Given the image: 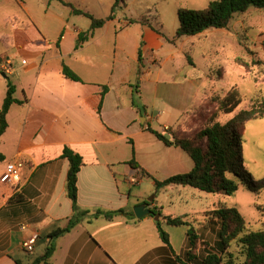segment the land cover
Segmentation results:
<instances>
[{"label":"crops","instance_id":"0c3cea01","mask_svg":"<svg viewBox=\"0 0 264 264\" xmlns=\"http://www.w3.org/2000/svg\"><path fill=\"white\" fill-rule=\"evenodd\" d=\"M65 1L80 8L76 1ZM260 11L249 8L223 30L247 35ZM112 13L76 47L78 34L89 30L88 18L81 21L82 15L58 0H0V109L7 78L2 65L9 66L5 74L16 79L8 77L14 97L22 101L6 115L0 172L10 161L24 163L16 185L0 183V264H43L36 258L50 234L72 217L65 187L69 162L61 156L65 146L82 159L77 206L87 214L52 240L55 249L47 264H176L171 260L188 247L187 228L168 225L163 217L193 220L206 211L189 203L188 195L201 196L189 186L168 185L153 195L155 181L193 168L183 149L149 131L169 136L183 131L187 112L206 97L207 73L199 71L185 48L193 36L166 35L154 15L129 14L125 0ZM63 62L81 81L63 75ZM104 84L108 91L100 107L101 124L97 93ZM133 185H138L134 191ZM162 190V196H184L186 206L165 209L157 198ZM137 204L161 212L171 248L161 240L153 215L107 219L103 214L120 208L133 212ZM97 211L102 213L94 215ZM201 218L194 224L202 239L213 243L215 234L200 225ZM34 232L38 238L27 252L24 243Z\"/></svg>","mask_w":264,"mask_h":264},{"label":"trees","instance_id":"16d2710c","mask_svg":"<svg viewBox=\"0 0 264 264\" xmlns=\"http://www.w3.org/2000/svg\"><path fill=\"white\" fill-rule=\"evenodd\" d=\"M58 1L68 6L73 14L82 15L90 20L89 30L78 34L76 47L92 35L93 30L103 26L107 19H112L114 16L112 12L124 3V0H114L111 14L105 18H96L88 11L75 7L71 2ZM251 7L264 10V0H211L203 9L178 8V27L175 37L194 36L211 28L225 29L234 16L246 12ZM144 20V18L141 19V21ZM187 59L190 61L188 55ZM240 65L247 66L246 63ZM62 66V72L66 78L81 81L80 77L64 62ZM217 77L221 78L219 71H217ZM107 91L108 86L104 84L100 85L97 93L96 115L101 124L100 107ZM14 93L15 85L7 77L6 92L0 109V137L7 127L6 115L11 105L22 102L14 97ZM241 101L240 93L234 87L224 96L203 98L196 108L187 112L183 131L169 136V134L149 129L166 145L180 147L193 160V168L189 172L173 175L163 181H155L154 196L168 185L189 186L206 193L222 195L233 194L240 183L253 193L264 189V176L258 180L254 179L244 166L242 154L244 125L249 120L264 116V97L255 98L248 109L238 111L226 123L221 124L217 121L220 112H233ZM207 103L216 104V107L204 115L202 107ZM132 106L139 111L142 109L135 99L132 100ZM61 156L67 158L69 162L65 187L74 213L66 226L50 234L51 240L43 254L36 258L38 263L43 264H47L53 255L55 245L52 240L70 231L87 214V211L80 210L77 206V173L82 159L67 146L62 149ZM2 158L0 154V159ZM130 165L136 167L133 161ZM143 203L149 205L145 201ZM100 213L102 212L97 211L94 215ZM103 214L107 219H111L114 215L134 218L132 211H126L123 208ZM151 215L155 217L161 240L171 248L168 233L161 227V212L151 208ZM163 221L168 225L187 228L188 247L183 254L175 255L171 260L176 264H236L237 256L233 254L231 248L233 243L237 247H235L237 254L243 257L240 264H264V220L261 229L250 231L244 217L235 207L219 206L202 213L200 225L205 229L209 228L215 234L213 243L202 239L198 227L194 224L197 218L187 220L167 215L163 217Z\"/></svg>","mask_w":264,"mask_h":264},{"label":"rangeland","instance_id":"374dc122","mask_svg":"<svg viewBox=\"0 0 264 264\" xmlns=\"http://www.w3.org/2000/svg\"><path fill=\"white\" fill-rule=\"evenodd\" d=\"M80 8L90 11L98 18L105 17L113 0H73ZM209 0H125L128 12L132 16H155L161 31L166 35H173L178 27L177 9L188 7L203 9ZM253 8V7H251ZM254 9V8H253ZM256 9V8H255ZM264 11H260V19L248 30L247 35L235 36L231 31L223 29H207L205 34L195 35L186 39V52L195 60L199 71L207 73L205 79V96H224L231 88L236 87L241 96V103L231 113L220 112L217 121L226 123L238 111L248 109L255 98L264 97ZM145 18V17H143ZM80 20L87 22L86 17ZM80 21V22H81ZM241 37V38H240ZM244 39V42L241 40ZM257 42V43H256ZM259 43V48L256 44ZM238 59V60H237ZM246 63L247 66L240 64ZM2 70V69H1ZM217 71L221 78L217 77ZM6 73V72H5ZM11 80L14 76H9ZM4 81V79H3ZM1 82V81H0ZM11 82V81H10ZM18 95V94H17ZM1 96V95H0ZM216 104H205L202 113L205 115L212 111ZM202 115V117H204ZM242 154L244 166L256 180L264 176V116L249 120L245 123L242 132ZM138 185L132 186V191ZM201 196L188 195L189 203L203 210L215 209L219 206L235 207L244 217L248 230L261 229L264 220V189L253 193L244 184H239L238 189L231 195L206 193L194 189ZM158 194L162 205L175 209L186 206L184 196L180 197L174 192ZM186 196V194H185ZM172 198V199H171ZM182 198V199H181ZM170 202L172 204H170ZM202 213L196 214L201 218ZM202 219V218H201ZM233 243L231 248L237 256L236 264H240L243 257L237 254Z\"/></svg>","mask_w":264,"mask_h":264},{"label":"built area","instance_id":"2783aa9c","mask_svg":"<svg viewBox=\"0 0 264 264\" xmlns=\"http://www.w3.org/2000/svg\"><path fill=\"white\" fill-rule=\"evenodd\" d=\"M1 69L3 72H9V66H1ZM24 167V163L22 161L16 160V161H10L6 164L3 171L0 172V183L2 184H10V185H16L17 182L21 178L22 170ZM38 238L37 233H33L30 235V237L25 241L24 243V249L27 252H32L34 249L35 241Z\"/></svg>","mask_w":264,"mask_h":264},{"label":"water","instance_id":"95a60500","mask_svg":"<svg viewBox=\"0 0 264 264\" xmlns=\"http://www.w3.org/2000/svg\"><path fill=\"white\" fill-rule=\"evenodd\" d=\"M2 75L6 76L4 72ZM133 213L137 218H141L147 214H151V210L146 208L144 204H137L133 207Z\"/></svg>","mask_w":264,"mask_h":264}]
</instances>
